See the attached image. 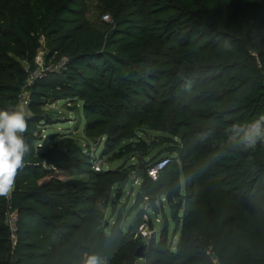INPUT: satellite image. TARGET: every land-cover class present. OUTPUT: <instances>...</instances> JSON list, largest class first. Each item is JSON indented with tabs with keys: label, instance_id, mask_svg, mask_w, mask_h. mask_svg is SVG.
<instances>
[{
	"label": "trees",
	"instance_id": "trees-1",
	"mask_svg": "<svg viewBox=\"0 0 264 264\" xmlns=\"http://www.w3.org/2000/svg\"><path fill=\"white\" fill-rule=\"evenodd\" d=\"M88 1L108 12L118 27H135L111 54L117 63L130 76L137 75L139 85H145L140 71L164 78L160 85L149 84L161 91L159 98L144 88L146 101H132L126 86L114 78L116 66L102 59L98 71L111 77L108 88L114 81L120 84L112 92L119 99L101 96L100 104L111 106L109 116L111 108L129 113L144 108L149 116L142 123L168 133L157 135L167 143L158 156L166 155L147 159L150 143L142 137L121 147L143 158L141 172L135 171L141 182L128 212L137 216L125 227L120 212L109 232L93 216L77 215L73 205L81 202L80 194L65 199V193L50 192L70 184L29 182L42 166L24 163L13 191L19 227L15 247L6 223L9 199L0 197V264H82L85 253L98 255L104 264H138L142 258L134 253L145 242L134 233L146 212L153 234L140 264H213L208 250L221 264H264V142L248 147L238 137L229 138L234 125L264 114V0H0V110L12 109L8 102L16 99L26 77L23 61L35 57L41 36L51 50L68 55L65 74L72 82L63 95L75 93L73 83L87 79L83 66L97 59L89 50L99 42L82 33L71 35L62 23L68 14L86 11ZM47 86L54 88L36 85L32 97L45 95ZM41 116L34 113L31 121ZM165 157L164 168L152 179L148 169ZM154 182L162 184L151 192ZM166 206L175 224L171 240ZM72 214L79 220L65 218ZM28 215L32 227L24 220ZM29 234L37 240L30 241Z\"/></svg>",
	"mask_w": 264,
	"mask_h": 264
},
{
	"label": "rangeland",
	"instance_id": "rangeland-1",
	"mask_svg": "<svg viewBox=\"0 0 264 264\" xmlns=\"http://www.w3.org/2000/svg\"><path fill=\"white\" fill-rule=\"evenodd\" d=\"M84 4H87L86 11L84 10L81 15L68 14V18L62 24L64 25L63 30L70 32L73 36L82 33L85 37L92 38V40L96 38L99 42L97 46L89 50L98 54L97 59L91 61V65L83 66L87 79H78L77 83H73L77 88L75 93H69L68 96L63 95V92L68 90L67 84L72 82L66 78L65 74L68 71L66 69L68 55L63 51L51 50L45 36H41V45L35 57L23 61L26 77L17 92L16 99L8 104H11V108L23 105L26 109L28 129L24 133V138L29 151L24 156L23 164L42 166L37 171L39 175L30 177L28 181L38 186L48 182H53L55 185L59 182L70 184L65 189L56 188L51 189L50 192L65 193L67 195L65 199L69 196L81 195V202L78 200L73 205L77 215L81 212L83 216H93L94 221L100 222L101 226H105L109 232L120 212L125 227L132 226L137 216L136 211H132L129 215L128 212L141 182L137 180L135 171L141 172L140 165L143 158L133 155L132 152H124L121 147L131 140L142 137L150 143L145 157L147 159L161 158L166 153L160 156L158 153L167 146V143L157 139V135L168 133L142 123L144 118L149 116L144 108L138 109L137 113L111 108L110 111L114 114L109 116L106 110L111 106L101 105L102 99L99 97L104 96L112 101L118 100L119 96L112 92L113 88L119 86L120 83L114 81L113 85L108 88L107 83L110 82L111 77L108 74H100L97 63L101 64L103 60H109L112 66H116L114 78L126 86L132 101L139 98L146 101V96L142 94L144 88L159 98L161 91H154L149 84L151 86L152 84L160 85L164 78L153 79L144 71H140V78L145 81V85H139L135 79L137 75L130 76L125 71L126 69L111 56L113 52L118 51V45L126 40L125 35L134 32V25L128 23L118 27L112 23L108 12L95 9L92 1ZM107 14L108 17H106ZM80 26H83L82 29L78 28ZM139 66L150 68L148 65L139 64ZM119 74L124 78L123 80ZM42 82L54 88L45 87L46 94L34 99L33 90ZM108 91H110L109 95H105ZM94 100L98 101L97 104L93 102ZM126 101L130 103L128 99ZM34 113L42 114L47 117V120L45 121L41 116V120L31 121ZM57 148H62L58 155L54 153ZM155 156L158 157L155 158ZM133 168H137L134 173H132ZM147 181L149 183V180ZM161 184L162 182L152 183L151 192L160 189ZM182 184L184 186V181ZM14 200L15 196L12 192L8 200L10 211L18 213ZM27 203L36 205L34 201ZM148 205L146 202L144 209ZM37 209L43 211L45 207L39 204ZM165 212L170 220L169 238L171 240L175 224L167 206ZM65 218L73 222L79 220L74 214L66 215ZM24 220L27 226L32 227L29 215L24 216ZM155 224L156 228L160 229L161 223L156 221ZM18 233L19 227L17 226L13 233V247L18 245ZM179 234L180 231H177L174 238L175 243ZM29 236L30 241L37 240V237H32V234ZM43 250L37 249L35 252ZM141 261L138 259L136 263L140 264Z\"/></svg>",
	"mask_w": 264,
	"mask_h": 264
},
{
	"label": "clouds",
	"instance_id": "clouds-1",
	"mask_svg": "<svg viewBox=\"0 0 264 264\" xmlns=\"http://www.w3.org/2000/svg\"><path fill=\"white\" fill-rule=\"evenodd\" d=\"M27 129L23 105L0 110V197H8L15 190L18 170L23 168L24 156L29 151L24 138ZM236 137L248 147H255L258 141L264 142V114L246 125H234L229 138ZM82 264H104V261L98 255L85 253Z\"/></svg>",
	"mask_w": 264,
	"mask_h": 264
},
{
	"label": "built area",
	"instance_id": "built-area-1",
	"mask_svg": "<svg viewBox=\"0 0 264 264\" xmlns=\"http://www.w3.org/2000/svg\"><path fill=\"white\" fill-rule=\"evenodd\" d=\"M109 15L107 14L106 17H108ZM167 162V158H162L161 160L157 161L154 166L150 167L148 169V174L152 179H157L159 176V173L161 172V170L164 168L165 164ZM9 199V196L7 197ZM164 204V201H166L165 197H162L161 200ZM165 205V204H164ZM150 215L148 212H146L144 214V219L141 222V224L138 226L137 230L134 233V237L135 238H140L142 239L145 244H147L153 234V230L150 228ZM159 218H156V221H159ZM18 213L16 211H9L6 215V223L8 224V226L10 227V230L12 232V238L14 237V231L18 226ZM207 254L210 258V260L212 261L213 264H221L219 258L213 254L211 251H207ZM144 258H142L143 260Z\"/></svg>",
	"mask_w": 264,
	"mask_h": 264
},
{
	"label": "water",
	"instance_id": "water-1",
	"mask_svg": "<svg viewBox=\"0 0 264 264\" xmlns=\"http://www.w3.org/2000/svg\"><path fill=\"white\" fill-rule=\"evenodd\" d=\"M134 255L138 258H144L146 256V245L141 244L135 251Z\"/></svg>",
	"mask_w": 264,
	"mask_h": 264
}]
</instances>
